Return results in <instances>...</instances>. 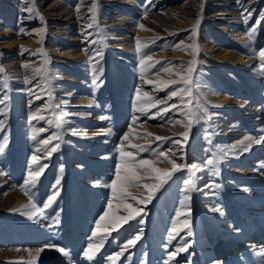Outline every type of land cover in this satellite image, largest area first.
Masks as SVG:
<instances>
[{
    "label": "rangeland",
    "instance_id": "obj_1",
    "mask_svg": "<svg viewBox=\"0 0 264 264\" xmlns=\"http://www.w3.org/2000/svg\"><path fill=\"white\" fill-rule=\"evenodd\" d=\"M105 1L99 0L95 13L84 9L86 4L79 7L78 0L62 4L58 23L52 17L44 24L32 23L26 12L24 25H19L17 16L0 23V264H264L263 243L244 248V241L257 239L255 233L264 234V58L260 56L264 0H254L253 13L246 12L249 0L235 4L200 0L196 25L184 13L176 17L172 13L196 10V0H140L126 21H121L118 10L103 9ZM124 1L132 7L131 0L117 3ZM223 8L233 12L224 23L218 16ZM151 13L161 19L147 20ZM82 16L84 20H78ZM212 16L210 21L227 27L225 31L214 27L213 38L207 37L206 28ZM68 18L76 31L65 33ZM132 45L140 49L138 56L135 50L128 53ZM156 54L162 57H153ZM117 55L127 56L129 66ZM20 56L21 64L37 63L39 71L28 66L31 72L20 75L5 68L7 59ZM186 63L193 69L187 85L192 97L178 94L169 99L170 92L185 87L170 81H177L172 74H180ZM142 70L146 78L162 82L157 97L137 93ZM159 72L167 77L159 78ZM149 87L152 92L157 86ZM202 87L221 94L216 98L204 94ZM66 89L74 95L67 97ZM161 100L165 103H157ZM197 100L206 113L196 107ZM153 104L140 115L138 109ZM173 104L177 107H170ZM164 107L167 112H162ZM67 108L70 112L65 114ZM185 108L188 112L183 113ZM190 109L198 118L187 115ZM86 115L91 118L85 119ZM185 116L193 119L190 128L183 126ZM45 139L48 145L41 143ZM56 145V151L49 152ZM121 147L133 152L137 164L145 159L170 169L165 157L158 155L166 152L186 167L175 172L150 202H141L145 189L130 187L122 203L107 186L116 179L121 161L128 159L121 157ZM34 155L38 161L32 160ZM207 159L213 160L214 168L204 165ZM194 163L202 167L190 173L187 166ZM30 170H41L34 184L26 183ZM136 171L147 173L145 168ZM153 182L147 176L140 181ZM125 203L141 214L116 230L110 223L105 226L100 220L105 212L110 217L128 215ZM101 240L95 258L89 260L84 252ZM183 247L187 250L170 258Z\"/></svg>",
    "mask_w": 264,
    "mask_h": 264
},
{
    "label": "bare ground",
    "instance_id": "obj_2",
    "mask_svg": "<svg viewBox=\"0 0 264 264\" xmlns=\"http://www.w3.org/2000/svg\"><path fill=\"white\" fill-rule=\"evenodd\" d=\"M51 1V0H50ZM66 2V3H62V2ZM79 1V3H80V5L81 6H79V7H81V8H83L84 7V5L86 4V7H84V9H88V11H90V12H93L92 11V9L93 8H95V10L98 8V6H99V0H78ZM119 0H111V1H109V0H106L105 2H103V4L105 5L104 7H103V9H108L109 11H115V10H118V13H119V16H121V17H119L120 19H121V21H126L125 19V17H126V15H128V13L130 12L131 13V10L133 11V9H136L141 3L139 2L140 0H131L130 1V4H131V6L132 7H129L130 5L127 3V2H120V3H117ZM240 0H233V2H234V4L235 3H237V2H239ZM243 1V0H242ZM241 1V2H242ZM72 2V0H52V2L51 3H49V0H0V23H3V22H5V19L4 18H9L10 20H12L13 18H15L16 16L18 17L17 18V21L19 22V25H24L25 24V20L26 19H24V17H23V14H24V12H26L27 14H28V20H30V22H32V23H41V24H44V19L45 18H49V17H52V18H55V20H56V22L58 21V12L60 13V9H61V7H63L62 6V4H65V5H67V4H69V3H71ZM212 2V1H211ZM219 2V1H218ZM47 3H49L46 7H45V5L47 4ZM194 3V2H193ZM201 3V1L200 0H196L195 1V3H194V7L196 8V10H174V11H172V13H175V17H176V14H185V15H187V16H185L186 17V20L187 21H189V22H191V23H195V25L196 24H198L197 22H198V19H200V18H198L200 15V13H201V11H200V4ZM155 4V3H154ZM186 4H188V6H190L191 8L193 7L192 6V3H186ZM88 5V6H87ZM238 5V4H237ZM255 5H256V3L254 2V0H249L248 2H247V5H246V7L248 8V10L246 11V12H250V13H253V12H255V9L256 8H253V7H255ZM83 6V7H82ZM100 7V6H99ZM177 8V7H176ZM175 8V9H176ZM29 9H32V11H29ZM63 10V9H62ZM79 10V9H78ZM222 11H221V13H219V17H221L223 20V22L222 23H224L226 20H227V16L228 15H230V14H232L233 15V12L232 11H229V8H223V9H221ZM169 11V10H168ZM167 11V12H168ZM216 11H220L219 9H217V10H214L213 12H216ZM154 12H156V11H154ZM180 12H182V13H180ZM82 13H84V12H82ZM60 14H62V13H60ZM73 14V13H72ZM117 14V13H116ZM171 14V13H170ZM151 15H153L152 17H149L148 16V18H147V20H160L161 18H160V16H158V14L156 15L155 13H151ZM165 15V14H164ZM173 15V14H172ZM85 16V15H84ZM84 16H82V18H78V20H84ZM115 16V15H114ZM166 16V15H165ZM60 17V16H59ZM81 17V16H80ZM171 17V16H170ZM76 18V19H77ZM92 18V17H91ZM166 18V17H165ZM195 18H196V20H195ZM212 19V18H215V16H212V17H209L208 18V20H207V29H208V32H207V37H212L213 38V36L215 35V30H214V27H218V26H220V30L221 31H225V29L227 28V27H225L224 25H221V23H220V25H219V23H217V22H215V21H210L209 19ZM69 22H67V24H68V28H67V30H65V33H67L68 31H76L75 30V28H74V22H73V24H72V22H70V21H72V18H68L67 19ZM153 20V21H154ZM167 20V19H166ZM258 20L260 21L261 20V16L258 18ZM76 21V20H75ZM91 21V20H90ZM89 21V22H90ZM78 22V21H77ZM77 22H75V23H77ZM113 22V21H112ZM175 22V21H174ZM183 22V21H182ZM58 23V22H57ZM79 24V23H78ZM121 24V23H120ZM56 26V25H55ZM67 26V25H66ZM80 26V25H79ZM86 26L87 27H89V25L88 24H86ZM22 27V26H21ZM54 26H52V28H53ZM63 27V26H62ZM184 26H179V28H182V30L184 29L183 28ZM80 28V27H79ZM61 29V28H60ZM77 29V28H76ZM172 30L173 31H175V32H178L175 28H172ZM83 31V30H82ZM81 30H80V32H82ZM90 31V30H89ZM85 32V31H84ZM83 33V32H82ZM42 34V32H38V33H36V35H41ZM57 34H59V35H61L62 33L60 32V31H57ZM132 44V43H131ZM130 47V50L128 51V53H131V52H133L134 50L136 51V56H138L139 55V50L136 48V46L135 45H132V46H129ZM128 47V48H129ZM37 56V55H36ZM161 55L160 54H156V55H153V57H160ZM135 57V56H134ZM162 57V56H161ZM85 58V57H84ZM117 58L118 59H123V63H126V65H128L127 64V56L125 57V56H123V55H117ZM20 59H22V57L20 56V58L19 57H16V58H13L12 60L11 59H7L6 61H10L6 66H5V68H8V70L9 71H11L12 69L15 71V72H18L20 75H27L28 74V72H31V70H29V69H27V68H25L24 67V65H28V66H31L30 68H32V69H34L35 68V70H37V69H40V66L39 65H37V63H32L31 61H29V62H27L26 64H21L20 63ZM83 58H79L78 59V61L79 60H82ZM128 59H130V58H128ZM89 61V60H88ZM36 62V61H35ZM188 63V62H187ZM186 63V65L182 68V69H180L179 71H180V74H172L173 75V77L174 78H176L177 79V81H181V82H179V83H182V86H184V84H183V82H182V79H187L188 78V64ZM63 63H59V65H57V67L58 68H60V67H62L63 65H62ZM23 65V66H22ZM129 66V65H128ZM131 67L133 66V65H130ZM29 68V67H28ZM87 70H90L91 69V66H89L88 68H86ZM7 71V70H6ZM141 73H140V82H142V84L141 83H139V86H141V88L139 89L140 91H139V93L140 94H144V93H147L148 95L150 94V95H153L154 97H157L158 95H160V93L158 94L157 92H159L161 89H162V87H160V84H162V82H158L156 79H154V78H146V76H147V73H146V71L144 72V70H142V71H140ZM168 73H173L172 71H170V70H168L167 71ZM130 73V72H129ZM39 74V73H38ZM166 73H162V72H159L158 73V77L159 78H165V77H167L166 75H165ZM138 76V75H137ZM139 77V76H138ZM142 78L144 79V80H142ZM131 82V81H130ZM171 84V83H170ZM205 84H208V86H209V82L207 83H205ZM62 85V84H61ZM60 85V86H61ZM149 85H152V87L153 86H157V87H154V92H153V90H152V88H151V90H152V92L151 91H149V89H150V87H149ZM158 85H159V87H158ZM62 86H64V85H62ZM139 88V87H138ZM204 94H209V95H211V96H214L215 98L216 97H218L221 93L219 92V91H215V90H210V89H206V87L204 88V87H202L201 89H200ZM65 92H68V96L67 97H71L72 95H74V91L71 89V90H65ZM157 93V94H156ZM185 96V95H184ZM63 98V97H62ZM147 102H152L153 100H151V99H153V97L152 98H150V97H148V98H145V97H143ZM185 99V98H184ZM181 100V99H180ZM85 101H87L88 102V100H85ZM92 101V100H91ZM91 101L90 102H88V103H86V104H89V105H91V104H93V103H91ZM82 102V101H81ZM94 102V101H93ZM180 102V101H179ZM85 103V102H84ZM180 104H182L181 102H180ZM94 105V104H93ZM141 105H143V104H141ZM140 106V105H139ZM146 106V105H145ZM86 107H87V105H86ZM153 106H149V107H146V109H144L142 112H140V115L142 114V113H146V112H149L150 111V109L152 108ZM183 107V106H182ZM181 107V108H182ZM156 108V107H155ZM165 108V107H164ZM137 109V108H136ZM183 110V109H182ZM65 111V114L66 113H69L70 112V109H66V110H64ZM94 112L96 111V110H93ZM92 111V112H93ZM184 112L183 113H186V112H188L187 111V109L185 108L184 110H183ZM162 112H163V110H162ZM161 112V113H162ZM165 112V111H164ZM84 113H87L86 111L84 112ZM83 113V115H85ZM154 113V112H153ZM156 113V112H155ZM154 113V114H155ZM81 114V113H80ZM139 115V116H140ZM158 115V114H157ZM80 116H82V115H80ZM146 117V116H145ZM87 118H91V115H86V117H85V119H87ZM148 118V117H147ZM184 118H187V116H185ZM65 119V118H64ZM188 119V118H187ZM101 120V119H100ZM183 121H185V120H183ZM185 124H187V121H185L184 122ZM147 132V131H146ZM44 169H45V167H43L42 168V171H44ZM253 237H257V239H251V240H248V241H244V244H245V246H244V248H250V247H253V246H257V247H259L260 245H263L264 244V234H262L261 235V233H255V236H253ZM262 238V239H261ZM258 241H260V243H263V244H258L257 245V243H258ZM235 254V253H234ZM232 256V255H231ZM209 257V256H208ZM233 257V256H232ZM204 258H207V256L206 257H204ZM216 262V261H215ZM217 264L219 263L218 261L216 262ZM213 264V263H212ZM221 264V263H220Z\"/></svg>",
    "mask_w": 264,
    "mask_h": 264
},
{
    "label": "snow or ice",
    "instance_id": "obj_3",
    "mask_svg": "<svg viewBox=\"0 0 264 264\" xmlns=\"http://www.w3.org/2000/svg\"><path fill=\"white\" fill-rule=\"evenodd\" d=\"M29 11H32V9H29ZM93 13H95V8L92 9ZM93 21H95V15H93L92 17ZM199 23V22H197ZM92 25L90 24L89 27H91ZM141 27H143L141 25ZM193 35H195V29H193ZM139 40H137V45L139 46ZM194 48V51L196 50L195 49V46H193ZM260 56L262 58H264V52H261L260 53ZM148 59L150 60L151 57H148ZM143 63V62H142ZM25 68L28 67V65H24ZM165 71H168V69H164ZM192 68L189 67L188 69V73H189V76L187 79H182V82L183 84L185 85V87H181L177 90H174L172 92H170L169 94V99H171L172 97H175L177 96L178 94H184L188 97H192V90L191 88H188L187 85L191 83V72H192ZM2 71V70H0ZM35 71H39V69L35 70ZM181 81H176V80H173V81H170L171 84H177ZM139 89H137V93L139 94ZM145 96H147L148 94L147 93H144ZM39 98V97H38ZM184 99V96L182 95L181 96V100L183 101ZM157 103H165L164 100H161V101H158ZM188 104H191L192 103V100L189 99L187 101ZM152 106H155V104H153ZM170 107L172 108H176L177 105L173 104L171 105ZM196 107L199 108L201 111H204L206 113V109L204 107L201 106L200 102L197 100L196 101ZM139 111H143L144 109L141 108V109H138ZM163 111L167 112L168 111V107H165L163 109ZM188 116H191V117H194V118H198L196 113L194 111H189V113L187 114ZM37 117H33V119H36ZM40 119H43L44 117H39ZM135 119L133 120V124H135ZM176 123H181V121H176ZM193 123V119H188L187 121V125H183L185 127H188L190 128L191 125ZM41 131H43V129H41ZM75 134V133H74ZM151 135V134H149ZM181 135L184 136V139L187 140V134L186 133H182ZM128 137L125 136L124 139H127ZM33 139H35V136H33ZM156 140H168L170 138L168 137H161V136H156L155 137ZM249 139H251L249 137ZM49 140L48 139H45L43 141H41V143H43L44 145H48L49 144ZM174 143H180L179 141H173ZM259 143V141H257ZM59 147V145H56L55 147H52L49 152H54L56 151V148ZM130 147L132 148H139L141 151H144L146 149L142 148L140 145H135V144H132L130 145ZM3 151V147L0 146V152ZM37 152L40 151L39 148L36 149ZM118 151H120V154H121V157H127L128 159L127 160H122L121 161V164L118 165L117 169H116V173H115V176H116V179L112 181V183L110 185H107L108 187L111 188L112 190V193H113V197L116 198V199H120L121 202L123 203L124 200L126 198L129 197V188L130 187H137V188H143L146 190V197H144V199L141 201V202H144V203H147V202H150L155 193L157 191H159L163 186L164 184H166L168 182L169 179H171L172 175L175 173V172H178L180 171L182 168H185L186 166L183 165V164H179V163H176V158L175 156H173L172 158H168L167 157V153L166 152H159L158 155L159 156H163L165 157L166 161L168 164L171 165V168H158V167H155L153 166V164L149 161V160H145V159H141L139 160L138 164L135 162L136 161V157L135 155L133 154V152L131 151H123V148L121 147V149H118ZM38 157L37 156H33L32 157V160L33 161H38ZM182 159V157H181ZM217 163H219V160H217ZM204 165L207 166V165H211L213 166V168L215 167L213 165V160L212 159H207L204 161ZM200 167L202 166H198L197 164H192L191 166H187V170L192 173L193 170H198ZM43 166H41V170H42ZM136 168H145L147 169V173L145 175H138L137 174V171H136ZM41 170H36V171H29V180L26 181V183H32L34 184L35 183V180L40 176L41 174ZM147 177H151L153 179V183L149 184V183H143L141 184L140 181L142 180H145V178ZM187 183L189 184H192L193 182L191 180H189ZM27 194V192L25 193ZM31 199V197H29ZM132 199H136L135 197H131ZM55 199V196H53L51 199H49L48 201V204L45 205V207H47L48 205H50L53 200ZM185 199H190V197H185ZM33 208H35L36 206L33 204L31 205ZM27 207V206H26ZM108 208L109 209H112L113 208V204L111 201H109L108 203ZM125 208L127 209L128 211V215L126 217H120V216H111L110 217V214L109 212H105L103 216L100 217V220L102 222H105V226H107L108 223H110L111 225V228L112 230H116L118 229L119 227H121L123 224L127 223L129 220L131 219H135L136 216L138 214H141L139 209H136V208H133L131 206V204H127L125 203ZM223 213H221L222 215ZM101 227L100 224H97V229L99 230ZM93 235H96V233H93ZM173 237L172 236H169V240H171ZM103 244V241L101 240L100 244H97V245H89L88 246V250L84 252V255L89 259V260H93L95 258V255L96 253L99 251L100 247L102 246ZM128 244H134V240H129L128 241ZM126 247V246H125ZM42 250V249H41ZM58 251L62 252L65 256H68L69 253L66 252L63 248H60V249H57ZM187 250V247H183V248H177L175 252L171 253V256L170 258L171 259H175L176 255L179 253V252H183V251H186ZM117 257L120 255V253H117L116 254ZM108 259L110 260H114L115 258L114 257H108ZM167 264V262H166Z\"/></svg>",
    "mask_w": 264,
    "mask_h": 264
}]
</instances>
